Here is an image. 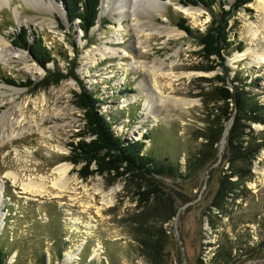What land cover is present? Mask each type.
Returning a JSON list of instances; mask_svg holds the SVG:
<instances>
[{
    "label": "rangeland",
    "instance_id": "rangeland-1",
    "mask_svg": "<svg viewBox=\"0 0 264 264\" xmlns=\"http://www.w3.org/2000/svg\"><path fill=\"white\" fill-rule=\"evenodd\" d=\"M53 1L63 10L47 12L31 0H8L0 9V36L39 69L34 76L24 73L27 64L18 57L9 64L0 63V116L20 105L28 111L15 131L18 138L3 143L2 135L10 125L0 127V182L4 184L0 247L8 254L6 264H264V149L252 161L245 184L223 210L213 203L230 169L223 158L226 139L214 147H219L216 159L197 174L189 172L193 162L212 151L206 136L214 112L212 105L206 107L210 97L204 94L211 91L208 81L224 74L220 68L203 70L215 65L201 58L202 46L195 35L207 30L212 11L203 4L158 0L162 5L156 17L121 19L111 8L102 13L101 7L97 24L86 37L80 21H68L64 0ZM220 1L226 2L227 9L235 4V0ZM179 7L196 9L197 15L187 17ZM183 19L189 33L178 26ZM138 21L175 31L172 36H160L152 27L129 28ZM24 30L29 31L31 44L42 39L51 54L47 68L28 49L14 46L15 37ZM228 32L230 80L237 73L240 79L248 78L247 92L264 108V62H259L264 54V0H254L235 12ZM111 39L119 44L110 45ZM241 43L242 52L237 50ZM104 45L127 55L103 58L98 49ZM154 65L164 74L152 73L149 68ZM50 72L64 79L47 86ZM69 84L72 87L63 93ZM155 87L158 97L151 95ZM82 91L95 92L105 102L100 113L116 121L113 131L126 143L149 135L146 153L158 163L169 158L179 170L176 176L150 182L116 174L83 177L84 163L72 162L73 146L86 131L85 111L78 105ZM44 98L47 105L42 108ZM179 100L190 105L179 106L175 103ZM146 103L151 113L145 111ZM50 107L61 111V116L41 122V112ZM32 113L41 122L40 130L31 122ZM232 125V120L226 122L228 134ZM251 131L264 132V124H252L247 133ZM65 162L72 165L69 177L78 182L72 181V190L59 196L52 187L57 176L53 171ZM95 169L92 165L91 170ZM42 177L51 180L49 195L25 190L30 180ZM113 189L114 203L106 206L104 197ZM149 238L161 245L148 247ZM81 245L77 258L65 262L67 254ZM96 250L100 260L94 258ZM229 253V262L217 256L227 258Z\"/></svg>",
    "mask_w": 264,
    "mask_h": 264
},
{
    "label": "trees",
    "instance_id": "trees-1",
    "mask_svg": "<svg viewBox=\"0 0 264 264\" xmlns=\"http://www.w3.org/2000/svg\"><path fill=\"white\" fill-rule=\"evenodd\" d=\"M178 1L184 6L203 4L213 13V19L207 30L204 33L197 32L195 35L202 46L201 58L215 65L203 68V70L209 72L220 68L224 74L208 81L212 83L211 91L204 94L210 97L206 101V107L212 105L214 112V119L208 128L209 135L206 136L208 141L206 145L212 151L208 155L204 154L197 163L193 162L189 167V172L197 174L217 158L219 147L215 149L214 147L220 146L225 136L226 122L232 120L233 125L226 137L223 152L224 162L229 164L230 169L221 179L220 188L213 203L214 208L223 210L226 201L234 198L236 191L245 184V179L251 175L252 161L264 149V132L258 135L254 131L247 133V129H251L252 124H264V108L254 100L251 92H247L246 88L250 86L247 83L248 78L240 79V73H237L230 80L231 69L227 66L228 49L232 46L228 32L229 21L235 12L243 10L254 0H235V4L231 5L230 9H227L226 2L220 0ZM64 2L67 5L68 21L70 23L80 21V29L86 37L89 36L90 30L97 24L101 0H64ZM215 6H218L217 12L213 11ZM178 26L188 33L191 31L184 19ZM13 44L17 48L28 49L34 59L44 68L52 62L51 54L43 46L42 39L37 38L34 44L29 42L28 30L17 35ZM243 48L244 44L241 43L237 50L242 52ZM62 79H64L63 76L50 72L46 78L49 81L47 86L57 85ZM4 81L15 85L7 79ZM78 97L80 100L78 105L85 111L86 131L79 134L81 142L73 146L72 162L75 165L84 163L85 168L80 173L83 177L88 178L95 174L101 176L116 174L117 178L128 176L129 179L139 178L150 182L154 180L153 178L176 176L179 170L169 158L164 163H158L154 157L146 153L149 135H145L143 139L134 143H126L124 137L116 135L113 131L116 121L100 113L105 102L95 92L82 91ZM88 137L92 138L90 142L86 140ZM92 165H96L95 170H91ZM234 177H238V180L233 181ZM263 242L262 245H264ZM158 245L161 244L149 238L148 247ZM227 249L229 251V248ZM217 256L218 258L224 256L221 258L223 262H229L232 258L230 253L227 258L223 254ZM7 261L8 254L0 247V264H6Z\"/></svg>",
    "mask_w": 264,
    "mask_h": 264
},
{
    "label": "bare ground",
    "instance_id": "bare-ground-1",
    "mask_svg": "<svg viewBox=\"0 0 264 264\" xmlns=\"http://www.w3.org/2000/svg\"><path fill=\"white\" fill-rule=\"evenodd\" d=\"M8 0H0V9L3 5L7 4ZM34 1L35 4H41V6L46 10L47 12H53L54 11H62L63 8H60L56 5L55 1L48 0L49 3H47V0H31ZM102 13L103 11H106L108 9H112V12L116 13V15L120 16L121 19H138L140 15H145L148 17H156L155 13L160 10V7L162 3L158 0H102ZM179 11H181L185 16L187 17H195L197 15V10L193 8H184L179 7ZM123 24V23H122ZM152 27L151 30H153L154 34H158L160 36L164 35L165 33L170 34L175 31L172 28L159 26L157 24H153L152 22H142L138 21L136 24L129 26L130 29H133L137 31L138 29H142L145 27ZM143 30V29H142ZM176 33V32H174ZM172 36V35H171ZM177 36V35H176ZM108 42L111 45L113 44H119L117 43V40L111 39ZM106 42V43H108ZM140 45V44H139ZM98 52L101 57L103 58H123L126 57V53H120L119 50L115 48H110L108 46H102L98 49ZM21 59L24 63H26L25 69H23V72L30 75H35L37 72H39V69L35 65L29 64V62L26 60V56L24 53L12 48L11 43H8L3 37L0 36V63L9 64V62L15 60V58ZM89 57V55H88ZM93 59H95V55L92 56ZM17 60V59H16ZM259 62H264V54H262L261 58L259 59ZM132 66V65H131ZM152 73H155L157 75H162L163 70L162 68L156 67L155 65L151 68H149ZM164 74V73H163ZM1 86V84H0ZM72 87V84H69L65 86L62 89V92L65 93L69 88ZM156 88V87H155ZM157 91L153 90V93H151L152 97H154V94L158 97L159 89L156 88ZM17 91V90H16ZM18 92V91H17ZM61 92V91H60ZM158 92V93H157ZM160 94V93H159ZM60 97V96H59ZM161 98H163L160 95ZM152 100V99H151ZM156 100V99H155ZM150 102V101H149ZM46 103V104H45ZM175 103H178L179 106H188L190 105L189 101H175ZM192 104V103H191ZM45 105H47L46 98L43 99L41 107L43 108ZM40 106V105H39ZM146 106V107H145ZM145 111H150L151 113L152 109L151 106L148 105V103L145 104ZM25 107V106H24ZM23 106H15L11 111L6 112L4 115L0 116V127L10 125L9 129H6L5 132L2 135L3 143L12 141L15 138H18L19 135H15V131L17 127L21 126V124L27 119V110L24 109ZM27 111V112H26ZM50 111V112H49ZM42 118L41 122H43L46 119L50 118H59L61 116V111H55V109L52 111L51 107L50 110H45L41 112ZM31 122L37 127L38 130L41 129V122L37 121V117L32 113L31 115ZM30 131V129H29ZM45 130H43L41 133L45 135ZM45 137V136H44ZM51 137V136H50ZM72 170V165L69 163H61L60 165H57L54 168L53 175H57L53 182V188L58 191L59 196L65 195V193L70 192L72 190L71 184L72 181L78 182V180L71 179L69 177V174ZM16 178V177H15ZM51 180H49L48 177H42L39 181L36 180H30L27 184L24 185L25 190L29 191L33 195H49L51 193L50 184ZM77 184V183H76ZM76 188V187H75ZM74 189V188H73ZM76 190V189H75ZM74 190V191H75ZM116 192L115 189H113L108 195L104 197V201L106 206H111L113 202V194ZM4 195V186L0 182V213L2 211V197ZM4 227V221L3 216L0 214V230H2ZM82 251V245L76 249L73 254H67V259L65 262H71L72 260L76 259L79 253ZM94 258L97 260L101 259L99 250L94 251Z\"/></svg>",
    "mask_w": 264,
    "mask_h": 264
},
{
    "label": "water",
    "instance_id": "water-1",
    "mask_svg": "<svg viewBox=\"0 0 264 264\" xmlns=\"http://www.w3.org/2000/svg\"><path fill=\"white\" fill-rule=\"evenodd\" d=\"M163 1H165V0H163ZM101 5H102V0H101V4H100V8H101ZM228 134V130L225 132V136H224V141H225V139H226V135ZM4 185V184H3Z\"/></svg>",
    "mask_w": 264,
    "mask_h": 264
}]
</instances>
